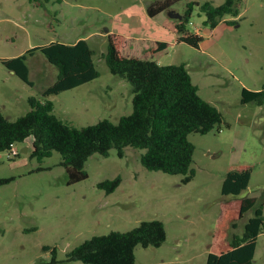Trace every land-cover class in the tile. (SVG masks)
Wrapping results in <instances>:
<instances>
[{
    "label": "rangeland",
    "instance_id": "1",
    "mask_svg": "<svg viewBox=\"0 0 264 264\" xmlns=\"http://www.w3.org/2000/svg\"><path fill=\"white\" fill-rule=\"evenodd\" d=\"M164 1L0 0V110L8 119L26 115L31 109L29 98H40L57 80L58 71L40 52L30 56L34 86H29L2 60L53 42L79 40H86L94 50L100 77L53 96L55 115L76 128L103 120L117 123L131 115V85L112 75L101 57L108 50V37L117 32L127 38L124 56H140L161 66L185 65L200 97L224 117L219 132L189 135L195 147V176L188 184L183 176L145 169L140 162L145 151L133 148L125 149L124 158L115 149L108 157L93 155L85 165L88 179L72 186H67L59 153L43 160L31 157L32 138L18 144L17 153H0V264H52L53 253L45 247L56 250V264H83L66 260L84 241L155 220L164 224L166 242L160 248L138 246L135 264H207L225 204L246 197L264 203V105L241 103L244 88L264 87V0H244L239 15L226 16L214 30L205 25L201 5L220 6L225 0H179L155 20L149 19L147 8ZM192 2L198 5L187 30L203 37L200 47L173 43L175 34L168 33L163 39L173 44L153 54L157 42H141V38H152L157 23L168 21L174 29L178 20L169 14L184 16ZM239 166L253 167L249 188L239 196L225 197V177ZM116 178L121 184L114 193L98 188ZM4 180L9 182L1 184ZM252 217L249 212L229 236L242 235ZM253 264H264V232L257 239Z\"/></svg>",
    "mask_w": 264,
    "mask_h": 264
},
{
    "label": "trees",
    "instance_id": "2",
    "mask_svg": "<svg viewBox=\"0 0 264 264\" xmlns=\"http://www.w3.org/2000/svg\"><path fill=\"white\" fill-rule=\"evenodd\" d=\"M37 2L40 0H31ZM179 0L153 3L148 7L150 17L171 8ZM244 0H225L220 6L210 2L201 5L205 25L214 30L226 16H238ZM198 3H189L187 12L177 21V44H187L198 49L203 37L191 34L187 24ZM126 41L121 35L108 37V50L101 54L111 74L127 81L132 87L133 113L122 117L117 123L103 120L95 125L76 128L65 123L54 113L53 96L76 89L97 80L100 72L94 63L95 52L86 40L75 44L53 42L44 47L33 48L26 54L2 60L3 66L25 84L34 86L30 80L28 58L40 52L58 71L57 80L43 90L40 98L30 97V111L15 121L8 119L0 110V153L12 152L18 144L32 138V158L43 160L57 152L61 165L67 173V186L84 180L89 175L85 165L93 155L108 157L117 150L124 158L125 149L144 150L141 165L154 172L171 176H183V183H190L195 176L192 169L194 145L190 134L207 135L220 131L224 125L222 113L202 99L199 89L185 65L161 66L157 62L122 54ZM171 44L157 42L153 54L167 50ZM241 103L264 105L262 90L242 91ZM253 167L239 166L231 169L223 182V196H239L249 188ZM8 180L1 182L7 183ZM121 179L105 180L98 184L100 190L112 194ZM253 213L242 235L232 234L249 213ZM264 232V203L256 197L235 199L225 204L219 224L217 241L209 254L207 264H253L257 239ZM167 239L161 221H145L127 232H111L84 241L67 255L66 262L83 264H135V250L160 248ZM52 251V264H56V250Z\"/></svg>",
    "mask_w": 264,
    "mask_h": 264
},
{
    "label": "crops",
    "instance_id": "3",
    "mask_svg": "<svg viewBox=\"0 0 264 264\" xmlns=\"http://www.w3.org/2000/svg\"><path fill=\"white\" fill-rule=\"evenodd\" d=\"M148 9V8H147ZM146 12H147V10H146ZM162 14V13H161ZM161 14H158V15H156L155 17H150L149 15H148V12H147V15H148V18L149 19H151V20H155L157 17H159ZM145 23H147V22H145ZM157 23V22H156ZM158 25H156V26H154L152 23H151V25H153L154 26V28L156 27L158 30H156L154 33H152V38H141V42H146V43H151V42H154V41H156V42H163V43H165V40L163 39V35H168V33H173V34H175V36H174V41H173V43H175V41H176V39H177V33H176V26H175V28L173 29V27H172V25L168 22V21H165V22H161V23H157ZM147 25H149L148 23H147ZM154 28H151V30H154ZM166 29H168V31H164V30H166ZM118 33V35H121V36H123L122 34H120L119 32H117ZM124 38H126L125 36H123ZM140 40V39H139ZM126 41H127V38H126ZM78 42V41H77ZM76 42V43H77ZM167 43H172V42H167ZM172 43V44H173ZM65 44H67V43H65ZM75 44V43H74ZM136 57V56H135ZM138 58H141L140 56L138 57Z\"/></svg>",
    "mask_w": 264,
    "mask_h": 264
},
{
    "label": "water",
    "instance_id": "4",
    "mask_svg": "<svg viewBox=\"0 0 264 264\" xmlns=\"http://www.w3.org/2000/svg\"><path fill=\"white\" fill-rule=\"evenodd\" d=\"M169 16H170V18H172V19H174V20H181V19H182V16H181L180 14H178V13H173V12H171V13L169 14ZM107 32H108V30H107ZM22 152H23V153H27V152H28V148H24V149L22 150Z\"/></svg>",
    "mask_w": 264,
    "mask_h": 264
},
{
    "label": "built area",
    "instance_id": "5",
    "mask_svg": "<svg viewBox=\"0 0 264 264\" xmlns=\"http://www.w3.org/2000/svg\"><path fill=\"white\" fill-rule=\"evenodd\" d=\"M11 153H12V154L17 153V148L14 147V148H13V151H12Z\"/></svg>",
    "mask_w": 264,
    "mask_h": 264
}]
</instances>
